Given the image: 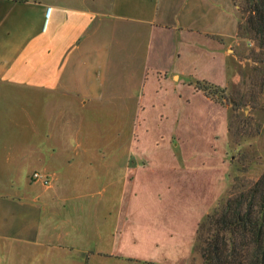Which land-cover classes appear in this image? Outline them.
Listing matches in <instances>:
<instances>
[{"label":"crops","instance_id":"1","mask_svg":"<svg viewBox=\"0 0 264 264\" xmlns=\"http://www.w3.org/2000/svg\"><path fill=\"white\" fill-rule=\"evenodd\" d=\"M218 1L0 0V91L31 93L0 99V264H184L228 169L194 86L225 74Z\"/></svg>","mask_w":264,"mask_h":264},{"label":"rangeland","instance_id":"2","mask_svg":"<svg viewBox=\"0 0 264 264\" xmlns=\"http://www.w3.org/2000/svg\"><path fill=\"white\" fill-rule=\"evenodd\" d=\"M218 2L221 4L218 13L224 18L223 21L228 16L225 30H220L216 35V39L224 43L222 48L227 66L225 74L220 79L215 77L209 82L224 88L225 97L219 93L215 96L218 99H211V97H207V99L211 102L208 111L214 116L211 124L213 130L216 129V132H220L224 127V130L227 131L225 137L220 134L222 143L219 140L218 150L220 157H223V161L228 164V169L224 184L221 187L217 186L214 192L215 198L207 213L223 204L231 193L247 189L264 171V49L256 47L255 41L245 32L244 24L247 13L244 11V0H226V3L219 0ZM230 15L232 16L231 20L229 19ZM1 43L2 41H0V54L3 53ZM9 61L6 60L4 66ZM0 93V99H19L22 104L28 103L31 99L29 92H17L19 95L14 96L12 92L8 96V92L0 91ZM2 93L4 94L2 95ZM15 105L16 112L24 110L21 104L15 102ZM11 110H15V108L11 107ZM206 111L207 108L199 113L202 114ZM42 114V116L47 115L45 112ZM104 118L101 115L100 120H96L91 116V112L88 114L86 123L91 133L100 132L103 125H105L104 129L106 128L107 125L104 124L106 122H101ZM15 121L20 125L23 124L22 119L5 122L0 114V132L18 134V124ZM157 139L161 141L159 137ZM85 141L91 146L111 147L117 145L115 140L108 138L97 140L86 137ZM123 144L125 145V142ZM181 219L182 215L178 216V221L174 224H182ZM197 233L198 228L194 235V245L184 264H202L196 245ZM103 259L104 264H160L154 263L155 261L130 260L118 256H106Z\"/></svg>","mask_w":264,"mask_h":264},{"label":"trees","instance_id":"3","mask_svg":"<svg viewBox=\"0 0 264 264\" xmlns=\"http://www.w3.org/2000/svg\"><path fill=\"white\" fill-rule=\"evenodd\" d=\"M244 11L245 32L264 49V0H244ZM194 86L211 99L225 97L224 88L209 81L195 80ZM196 242L202 264H264V171L205 215Z\"/></svg>","mask_w":264,"mask_h":264},{"label":"built area","instance_id":"4","mask_svg":"<svg viewBox=\"0 0 264 264\" xmlns=\"http://www.w3.org/2000/svg\"><path fill=\"white\" fill-rule=\"evenodd\" d=\"M32 178L33 179H40V178H43V175H41L39 172H33L32 173ZM44 182L46 183L47 181L44 180Z\"/></svg>","mask_w":264,"mask_h":264}]
</instances>
